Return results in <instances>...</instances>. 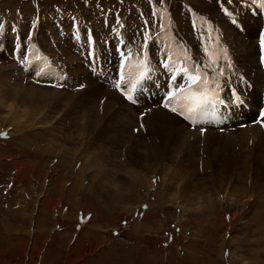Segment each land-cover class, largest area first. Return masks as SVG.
I'll return each mask as SVG.
<instances>
[{
    "label": "rangeland",
    "instance_id": "obj_1",
    "mask_svg": "<svg viewBox=\"0 0 264 264\" xmlns=\"http://www.w3.org/2000/svg\"><path fill=\"white\" fill-rule=\"evenodd\" d=\"M89 1L0 0V29H10L0 32V264H264V179L259 171L255 178L238 168L222 171L220 175L208 174L202 172V163H198L199 172L193 173L191 170L196 166L183 164L179 156L167 158L162 153L158 161L135 159L133 155L136 156L138 150L141 152L137 148L140 146H132V152L124 151L121 155L112 145L104 155L101 136L97 133L91 139V134L82 138L77 124L71 121L72 111L79 109L73 108L71 101L76 100L77 106L83 104L77 100V94L86 83L78 82L77 75L66 73V79L73 83L52 86L35 79L30 68L26 69L35 60L32 72H37L39 66L47 67L34 58L41 54L35 44L49 50L52 54L49 57L56 60L59 67L70 57L61 50L70 37L66 39L67 35L63 34L67 24H63L62 14L59 17L61 11L57 6L82 7L87 12L80 10L94 19L88 25L95 27L97 32L92 31L96 37L101 32L109 34V28L100 19L111 20L109 14L115 12L122 15L128 26L123 31L131 36L130 29L140 24L138 8L141 5L142 13L148 14L146 18L156 34L168 43L169 51L201 65L208 79L220 71L224 44L227 69L232 67L230 54L236 53L229 39L234 32L235 37L242 34L244 42L251 38L260 52L254 30L259 29L262 12L251 5L254 11H250V6L246 8L233 26L216 13L217 0H91L90 4ZM183 5L190 6L198 24L207 26L190 31ZM75 8L78 18H82V13ZM152 8L157 13L155 20L149 13ZM91 12L100 13L90 15ZM206 12L214 17L210 19ZM248 17H253L252 25ZM75 22L83 25L81 21ZM120 24L125 23L120 21ZM43 31L46 36L40 35ZM33 32L40 43L34 39L29 42L32 37L29 33ZM12 36L16 37V43H12ZM72 42L76 51L83 49L82 58L92 61L100 57V61L104 59L109 63L102 64L107 66L104 73L87 72L86 76L97 80V84H113V76L118 77L120 70L116 73L113 67L112 50L125 52L121 43L113 39L109 46H104L103 50L97 47V50L90 41L83 42L80 37ZM99 44L97 46L104 42ZM149 45L152 47L154 42ZM155 45H158L155 51L168 52L163 42ZM107 49L111 55L107 54ZM90 50L94 52L91 58ZM17 51L22 53L15 55ZM10 53L14 56H9ZM25 55L30 62L21 64ZM152 61L154 59H149L148 65ZM83 64L89 68L87 63ZM122 64L125 65V60ZM38 72L42 77L55 76ZM228 75L226 70L225 83ZM111 95L116 98L115 94ZM12 103L17 109L12 107L11 110ZM81 108L86 111L85 106ZM251 108L255 110L256 106L251 103ZM42 116L48 117V126L32 125ZM118 129L115 127L114 131ZM87 146L91 149L88 155L94 159L86 158L81 165ZM69 148L78 149L73 155L75 158L64 153ZM193 153L196 155V151ZM89 161L94 168L86 173ZM116 165H120L119 168ZM83 167L81 176H77V170ZM105 174L109 175V184L116 181L124 186L121 190L125 194L119 198L125 200L126 205L108 203L106 206L103 200L118 199L114 191L109 195L98 191L90 196L78 182L86 177L83 184L89 179L99 183ZM129 178L136 180V189L142 196L150 186L149 195L135 200L133 193L126 190ZM139 179L141 188H138ZM224 196L227 197L224 199ZM5 202L6 205H2Z\"/></svg>",
    "mask_w": 264,
    "mask_h": 264
},
{
    "label": "bare ground",
    "instance_id": "obj_2",
    "mask_svg": "<svg viewBox=\"0 0 264 264\" xmlns=\"http://www.w3.org/2000/svg\"><path fill=\"white\" fill-rule=\"evenodd\" d=\"M259 11L260 13L262 12V10ZM248 19L249 24H251L253 17H248ZM255 31L257 30H254V32ZM235 36L236 35L234 32L233 38L229 39V43L234 46L233 51H235L236 54H234L235 56L233 55V53L230 54L233 59H229L232 63V67L230 68V70H227L229 74L227 77L228 82L219 84L223 86V88L215 91L216 97L217 100H219L225 95V87H238V84L243 77L252 75L251 77L256 81L257 85H254L251 88V90L248 92V97L250 98V103H253L256 106L259 101V86L261 84V80L259 79L261 76L260 70L256 67L257 53L255 52L258 50L256 49V47L258 48V46L254 45V41L248 37V42H244L242 40V34L237 37ZM112 40L105 41L104 44H99L100 46L97 47H101L100 50H103V47L106 45L109 46ZM117 41L118 40H115L116 43ZM73 44H75V42H70L69 40H67V43H65V45H63V49H61L62 52L65 53L66 57L70 56L67 58V67L64 69V71L67 74L72 73L74 77L77 75L78 82H85L86 86H84L82 89L80 87V93L79 95L77 94V100L83 101V104L77 106L78 104L75 105L76 100L71 101L73 108H79L78 110H74L72 108L74 112L72 111L73 119H71V121L74 124H77L79 132H82V138H87L91 134L92 136H90L89 138L91 139L97 133L101 136L103 144L102 152L105 153L104 155L108 153L109 149L111 148L110 146L112 145H115L114 147L118 148L120 154L123 153V155L124 151L128 153L132 152V146H140L137 148H139L141 152H138V150L135 154L136 156L132 154L135 159L140 161H142V159H153L155 161H158L161 157V154L163 153L167 158L179 156V159L181 160L180 162H182L183 164H188V166L195 165L196 168L193 167L191 170L193 173L199 172L197 164L202 163L203 173L211 174L212 172H214L220 175L219 173L222 171L226 173L233 168H238L245 169L244 172L250 173L252 178H255L258 174L257 172L259 171L262 175L261 177L264 179V130H260L257 125L234 128V130H213V132L205 131L200 134L196 129L187 130L188 127H186L182 120L162 109L161 107L154 105L150 106L147 103L142 105L128 104L125 100H123V96L122 98L121 95L115 92L116 89L113 87V84H110V82H105V84H101V82L100 84H97V80H91L89 77H87V72H93L95 74L104 73V69L107 68V66H103L102 64L109 63L104 59L100 61V57L93 58L92 61H88V58H82L81 55L82 53H84L83 49H79V53L75 50ZM121 46L124 48V45L121 44ZM157 46L158 45H153L152 47H154L155 49V47ZM118 47L119 46H117V49ZM114 50L116 49L114 48ZM106 52L107 54L111 55L109 49H107ZM121 52L123 53V51H120L119 55L121 56L122 64L124 59L122 58ZM113 56H115V53L113 54ZM135 58H137L136 55L129 56L128 59L125 60L123 69H121V67L119 68L116 64L115 66H113L116 70V73L119 70L123 72V75L128 81L127 85H125L126 87H131L132 82L128 80L129 75L140 72L142 69L144 70V72L153 70V75H155L157 71H159L155 70L154 68V66L157 65L156 62H149V65L147 66V68H145L141 64L136 63ZM74 63H77V65H75ZM83 63H87L89 65V68H85ZM99 64H101V66H99ZM127 64H133V66L128 68ZM45 65L47 67L39 66L38 70L41 71L42 74H44L45 72H50L51 74H53V70L50 69L47 64ZM176 66L179 67V65L177 64ZM116 73H113V75ZM231 74L233 76H231ZM179 76L180 78L182 77V81L186 82V84L189 83L188 74L180 73ZM116 79H118V77ZM62 92L63 91L59 92V94H62ZM111 93L115 94L116 98L112 97ZM9 106H11V110H13L12 107H14V109H17V106H15L14 103L10 104ZM83 106L86 107V111H83L84 109L81 108ZM142 106H145L143 110H141ZM251 110L252 108L248 111V113H250ZM79 114L80 116H78ZM69 117L72 118L71 114H69ZM79 117L80 119L78 120ZM47 118V116H42L32 125H36V127L45 125L44 127H46L49 125L46 120ZM115 127L119 128L116 132L114 131ZM205 130L212 129L206 128ZM88 146L84 148V155H82V159L80 160L81 165L85 163L86 158H88L89 160L94 159L92 155H88L91 150L88 149ZM199 149H201L200 152ZM77 150L78 149L69 148V150H66L64 153L70 154L72 158H75L76 156L73 155H75V152ZM193 151H196V155L193 153ZM111 156L110 158H112ZM76 160L79 161V157ZM76 160L73 159V161ZM119 166L120 165H116L117 168H119ZM80 168L76 172L77 176H81L84 170V167L82 168V170ZM88 168H90V170H88ZM93 168V162L89 161L86 173H90ZM251 169H253L254 172H251ZM108 178L109 175L105 174L101 176L99 183L94 181L93 179H89L87 184H83V180L86 179V177L82 178V180L78 182L80 183L82 190H84V192H86L90 196H94V193L98 191H101L102 194L106 195H109L110 191H114L116 196H118V199L113 201L109 200L111 198L108 197L109 201L103 200L106 206L108 203H117L120 206L126 205V201L119 198V196H123L125 194V191L123 193L121 190L124 188V186L121 183L119 185L116 181L112 183V181L110 182L113 185L112 187V185L109 184ZM140 179L138 180V188H141ZM136 183V180L129 178V187L126 190H130L129 192L133 193L135 200L137 198L138 200H140V198H142L143 200L145 196L149 195L150 186L142 196L141 193H138L139 189H136ZM226 197L227 196H224V199Z\"/></svg>",
    "mask_w": 264,
    "mask_h": 264
},
{
    "label": "snow or ice",
    "instance_id": "obj_3",
    "mask_svg": "<svg viewBox=\"0 0 264 264\" xmlns=\"http://www.w3.org/2000/svg\"><path fill=\"white\" fill-rule=\"evenodd\" d=\"M228 3L229 4L233 3V0H228ZM241 3L242 4L247 3V0H241ZM251 5L257 6V11H259L260 9L264 8V0H251ZM224 11L227 15H231V13L228 12V9L225 8ZM155 15L156 13L153 12V16ZM147 23L148 22L145 21V25H147ZM232 23L236 24L237 21L233 20ZM161 27H163L162 24H161ZM193 27H195V22H193ZM30 35L31 33H29V36ZM148 39H149V35L147 34V32H145L144 41L147 42ZM146 47H147V44L145 43L142 49L140 50V52L135 54L142 58L140 62H141V65L145 68H147L148 66L147 52L145 51ZM260 49H261L260 62L264 64V32L260 33ZM132 55L134 54L131 52L122 53V58L124 60H127L128 57ZM89 56L90 58L93 57L94 52L90 50ZM36 59H40V57H36ZM170 59H171V56L169 55V58L162 62L163 67L173 73L170 79L173 82H175L177 80L176 73L188 74L189 83L187 87L176 85L174 89L170 90L167 93L165 102L163 103V107L169 108L171 101L178 100V105L170 107V111L172 113H176L177 115L181 117H184L185 119H192L199 113H202L209 105H212L217 102L215 89L210 86L209 79L207 78V74L202 72L201 65L193 64L195 72L190 73L189 69L185 67H176V68L171 67L169 63ZM29 62L30 61L28 60L27 55H25L20 60L21 64H27ZM120 67L122 69L124 65L121 64ZM204 67H207V66L205 65ZM39 74L40 73L38 72L37 75ZM148 75L149 73L147 71L141 72L139 79L132 82L131 87H126L125 85H127L128 81L123 75V72L120 71L118 72V79H116L113 83V87L117 89L127 101L135 102L132 92L139 85L140 81L147 79ZM202 85H205L206 87L202 88L201 87ZM81 87H83V85H81ZM237 100H239V97H237ZM260 115L262 118H264V110L261 111ZM203 131L204 130L201 129V133H203Z\"/></svg>",
    "mask_w": 264,
    "mask_h": 264
},
{
    "label": "built area",
    "instance_id": "obj_4",
    "mask_svg": "<svg viewBox=\"0 0 264 264\" xmlns=\"http://www.w3.org/2000/svg\"><path fill=\"white\" fill-rule=\"evenodd\" d=\"M2 205H4V206H5V205H6V202H5V203H3Z\"/></svg>",
    "mask_w": 264,
    "mask_h": 264
}]
</instances>
